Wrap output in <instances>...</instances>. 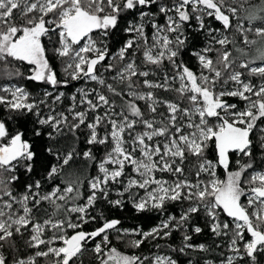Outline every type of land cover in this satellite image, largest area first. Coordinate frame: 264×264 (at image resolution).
I'll return each instance as SVG.
<instances>
[{
    "label": "snow or ice",
    "instance_id": "snow-or-ice-1",
    "mask_svg": "<svg viewBox=\"0 0 264 264\" xmlns=\"http://www.w3.org/2000/svg\"><path fill=\"white\" fill-rule=\"evenodd\" d=\"M153 5L165 17L163 25L150 20L155 16L150 11ZM125 14H138V20L128 22L124 31L131 38L109 59L107 39ZM206 18L222 27H210ZM18 19L23 23L18 24ZM193 20L196 31L210 37L206 47L193 53L199 73L178 60L188 40L185 28ZM146 22L151 24L150 38ZM234 27L244 45L256 46L254 57L245 48L235 47L228 35ZM248 33L257 39H249ZM45 38L57 57L66 58L63 81L47 59ZM230 44L240 56L233 57L227 47ZM213 51L215 61L208 56ZM237 60L248 77H258L260 82L243 79L244 72L233 68ZM257 61L261 65L251 66ZM166 62L173 71L171 75L164 71L161 79L157 70H163ZM0 64L7 78L23 77L52 89L66 87L69 79L99 85L77 89L78 96L71 97L68 108L71 119L54 107L62 102L64 93L55 95L50 106L48 98L53 93L47 89L37 101L24 87H0L5 93L0 95V105L10 114L9 119L11 114L33 115L36 137L44 135L45 127L50 129L47 138L54 143L46 151L56 161L46 168L44 177L24 185L22 192L15 191L20 179L16 173L23 169L31 174L36 153L25 132L10 134L0 120V248L5 244L14 247L15 236L24 237L27 232L25 243L38 249L36 257L50 258L49 264H77L88 244L101 237L92 249L99 264H177L159 252L122 254L109 247V233L116 232L117 239L138 236L130 247L139 249L145 242L167 239L173 231L183 229L182 246L171 250L205 252V245L190 243L192 236L187 231L191 217L203 209L214 236L229 237L227 248L232 255L221 264H257V255L264 253V168L254 167L257 145L253 136L258 129V147L264 157V0H232V4L228 0H172L171 4H157V0H0ZM22 64L29 66L30 75L20 70ZM155 90L175 93L176 99H160ZM229 98L243 102V107L230 103ZM41 105L49 106V114H42ZM81 126L88 132L87 145L105 147L103 159L96 164L98 175L86 181L75 170L66 169L78 158L94 162L92 148L80 153L74 145L61 146L59 139L67 130L78 140ZM210 145H214V160L205 156ZM217 168L224 170L226 179L217 177ZM57 177L64 186L45 191L44 182ZM85 182L86 198L80 193ZM112 184L121 185L117 195L126 196L137 213L164 212L173 202L187 201L188 207L178 219L169 216L148 231L120 229L117 219L104 220L90 232L79 230L96 219L90 217L89 209L98 199L113 207L123 206V199H108ZM81 199L83 203H76ZM61 213L63 218H57ZM221 213L230 222L219 220ZM192 231L199 234L202 229L196 226ZM0 264H9L3 254ZM13 264L37 262L32 257L13 258Z\"/></svg>",
    "mask_w": 264,
    "mask_h": 264
},
{
    "label": "trees",
    "instance_id": "trees-1",
    "mask_svg": "<svg viewBox=\"0 0 264 264\" xmlns=\"http://www.w3.org/2000/svg\"><path fill=\"white\" fill-rule=\"evenodd\" d=\"M229 4H232V0H228ZM253 3H256L257 0H252ZM172 0H157V4H171ZM237 6L238 5H232ZM146 11L148 9H145ZM152 13L155 14L154 17H151V19H155L156 22L163 25L165 17L163 15H160L158 12L157 5H153L150 9ZM238 15L242 16L243 13H238ZM138 20V14H125L118 25L117 29L113 30L112 34L107 39V45L109 48V59H111L112 54H115L122 45L131 37L125 33L124 29L127 27L128 22H137ZM18 24L23 23L21 20L16 21ZM206 22L208 25L212 28H221L222 26L219 25L218 22H216L213 19L206 18ZM235 24V20L233 21ZM246 24V22H245ZM196 22L193 20L189 26H186L185 32L188 36V40L186 42V45L181 53V56L178 58V60H182L185 65H187L193 72L199 73L200 68L197 62L196 57L193 55L194 52H199L201 49L206 47L208 45V41L210 40V37L207 35L206 32L202 31H196ZM145 32L146 35L150 38L152 34V28L150 22L145 23ZM230 39L235 40V47L239 48H245L246 51L249 52L250 56H255L256 51L255 47L253 46L251 48H248L246 45L243 44V38L235 32V27L231 30V32L228 33ZM249 39H257L252 33H248ZM44 44L48 48L47 51V59L49 60L50 66L53 68L55 73L57 74V77L59 80L63 81L65 79V73H64V63L66 61V58L61 59L57 57L53 51L52 46L49 44L48 40L44 39ZM216 48H219L220 46L217 44L215 45ZM228 50L232 52L233 57H238L240 54L236 52L235 47L233 45H228ZM209 58L213 59L214 61L217 59V53L216 52H210L208 53ZM108 61H105L107 63ZM113 64H116L117 67H119V64L117 61L112 60ZM139 62V60H138ZM239 60L233 65V68L236 71H242L244 72L243 79H251L253 83H259L260 80L258 77H248L247 70L246 69H240L238 67ZM261 65L260 61H257L256 64H253L251 66H257ZM29 66L26 64L20 65V70L25 75H30L31 73L28 71ZM4 66L0 64V87L4 86H21L24 87L30 94L31 98L33 100H40L43 99V93L44 90L47 89L48 91H51L53 93L52 97L48 98V105H52V99L55 95H59L60 93H64V96L62 98V102H58L54 105L56 112H64L65 115H69V119H71L70 114L68 113V108L72 104L71 97L75 94L78 96L77 89L78 88H89L92 87H99V85H96L94 82H90L88 84H85L83 80L79 81H72L68 80L67 86H58L55 89H52L47 84H41L36 83L33 81H28L24 79L23 77H12L7 78L3 75ZM103 71V69H101ZM159 73V78L162 79L164 75V71H167L169 75L172 74V68L167 62L165 63L164 69L157 70ZM152 79H157V77H150ZM157 93V96L160 99H172L175 100L176 96L175 93L171 92H164L163 90H155ZM0 95H5V93L0 92ZM230 103H237L241 107H243V102L239 101L236 98H229ZM77 103L79 101L77 100ZM141 107H144V102L140 101L138 102ZM86 107V106H84ZM41 112L43 115L49 114L50 108L49 106L41 105ZM77 111L81 110L80 108L76 109ZM161 111H164L163 108L160 109ZM9 113L4 109V106L0 105V120H3L6 123V127L8 128L10 134H14L16 131H23L25 132V139L29 140V142L33 145V151L36 153V160L34 165V171L31 174L25 173L23 169H20L19 172L16 174L19 175L20 179L16 182L14 186V190L17 192H22L24 189V185L27 183L35 180V179H41L46 175V168L50 167L52 164H54L55 158L52 155H49V153L46 151V149L53 144V141H50L47 138V132L50 131L48 128H44L43 132L44 135L41 137H36L33 135V129L34 127H37L35 125V117L31 114L29 115H18V114H11L12 118L9 119ZM94 115V114H92ZM261 127H264V124L261 125ZM66 135L64 137L59 138L60 139V145L63 146L65 143H67L68 146H75L77 151L82 153L84 150H87L89 147L92 148L94 156L96 160L93 161H84L82 158H78L71 166V169H66V171H72L75 170L81 177L82 180H87L90 177H94L98 175V168L96 164L103 159L104 153H105V147L104 146H89L86 143V137L88 135L87 129L84 126H81V129L77 130V136L79 139L77 140L75 137L72 136L70 132H67L65 130ZM101 135H103V129H101ZM258 139H259V130L257 129L256 135L253 136L254 143H256L257 147L255 148V160L256 164L254 167L256 170H261V168H264V164L261 163L262 160H264V157L261 155V151L258 147ZM205 156L207 159L214 160L215 153H214V145H210L209 148L206 150ZM233 169H235V160L236 157L233 156ZM217 177L221 180L226 179V173L222 168H217ZM130 173V170H129ZM161 175V174H157ZM164 178L171 179V177L168 176V174H162ZM209 177L206 175L203 176V179L207 180ZM127 177H125L126 181ZM56 185H60L63 187L64 185L61 184V178L57 177L56 179L48 182H44V190L45 191H51L53 187ZM121 185L120 184H112L110 187V195L108 197L109 200H116V199H123L124 203L122 207H113L111 204L108 203L107 200L100 198L96 201L94 207L89 209L90 217H96L95 220H89L87 224L83 225L82 229L84 231H93L99 226L102 225L104 220H112L117 219L121 223L118 225L120 229L124 230H134V229H142L143 231H148L151 228L157 226L160 224L161 220L166 219L169 216H174L177 219L180 217L183 210H185L188 207V202L185 201L183 203L181 202H173L166 205V209L164 212H157V211H146L142 213H137L135 209L132 207L131 202L125 197H120L117 195L118 191H121ZM136 191V190H134ZM141 195L144 194L143 190H138ZM80 193L81 196L86 198L88 194V187L87 183L85 182L80 187ZM84 200H78L76 203H83ZM44 208H47L48 205L45 203L43 205ZM41 217L43 218V213H41ZM103 217V219L101 218ZM57 218H63V213H61L60 217ZM73 220H75V215L73 214ZM219 220L221 221H229V218H227L223 213L220 214ZM230 222V221H229ZM196 226L201 227L202 232L199 234H196L192 231V229ZM183 229L178 231H173L171 236H169L167 239L164 240H156L152 242H145L139 249H135L130 247V242L139 239L136 235H126L121 239H117V233L111 232L109 233V237L111 240V244L109 247H115L119 252L125 255H152L157 252L161 255H169L173 259L177 261V264H205V261L210 262V264H221V262L229 255H232L228 251L227 245L229 243V237L228 236H214V234L210 231L209 223L207 221V217L203 211V209L200 211L199 214L193 215L188 222V234L192 236V240L190 243L193 245H200L203 244L206 246L208 251L200 252V251H193L191 249L186 250L184 253H181L179 251H172L171 249H179L182 246V235H183ZM68 234H72V230H67ZM50 235V233H49ZM28 236V233L26 232L24 234V237H21L19 235L15 236L14 238V247L10 246L9 244H5L3 248H0V254H3L6 256V258L9 261V264H13V258L15 259H28L29 257H32L37 264H49L50 258L47 257H36L35 252L38 249L29 248L25 240ZM101 237H97L96 240L91 241L88 246L87 250L84 252L80 260L77 261V264H99V260L96 258L95 253L92 251L95 244L100 242ZM155 244H159L161 247L160 249L155 248ZM217 245H220V247H217ZM44 248V246H41ZM46 250V248L44 249ZM250 264V262H249ZM257 264H264V253L257 255Z\"/></svg>",
    "mask_w": 264,
    "mask_h": 264
}]
</instances>
